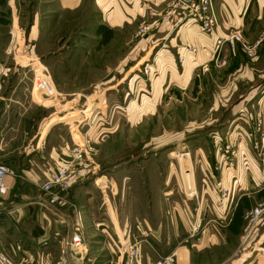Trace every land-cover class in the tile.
I'll use <instances>...</instances> for the list:
<instances>
[{
  "label": "rangeland",
  "instance_id": "374dc122",
  "mask_svg": "<svg viewBox=\"0 0 264 264\" xmlns=\"http://www.w3.org/2000/svg\"><path fill=\"white\" fill-rule=\"evenodd\" d=\"M39 1L0 0V74L9 81L21 74L20 85H28L29 95L44 106L46 121L56 116L54 123L66 133L65 154L54 171L65 162L70 164L72 187L66 194L77 182L89 183L97 198L106 194V203L115 213L110 217L124 221L131 219L132 212L164 205L169 162L171 170L185 175L182 188L175 177L168 180L175 190L188 188L191 179L199 181L198 188L203 189L201 174L207 160L220 158L223 164L238 169L240 157L245 155L238 132L249 126L242 116L250 103L245 102L246 96L264 87V71L231 75L229 61L216 67L209 60L202 72L182 84L179 72H171L156 55L162 43L148 41L160 24L156 17L163 19L172 9L170 3L158 10L149 6L145 21L112 28L99 23L92 0L59 11L43 9ZM260 34L244 38L246 44L257 42ZM263 45L264 41L258 54ZM237 51L243 53L238 61L244 64L257 56L248 57L242 47ZM37 79L43 88L33 94ZM87 107L89 112L84 113ZM72 111L78 118H58ZM250 119L254 130L247 137L259 142L256 156L264 166L263 118ZM72 123L78 132L72 130ZM74 147L80 152H73ZM98 180L101 182L96 183ZM259 204L264 200L247 213ZM34 206L28 215L0 212V253L9 256L10 264H37L39 247L27 242L30 231L38 226V207ZM261 222L251 225L247 217L237 256L250 248L247 241L255 238ZM256 235L258 238L259 232ZM64 237L52 247L47 264H57L59 255L68 251ZM254 247L252 258L257 259L263 251L259 243Z\"/></svg>",
  "mask_w": 264,
  "mask_h": 264
},
{
  "label": "crops",
  "instance_id": "0c3cea01",
  "mask_svg": "<svg viewBox=\"0 0 264 264\" xmlns=\"http://www.w3.org/2000/svg\"><path fill=\"white\" fill-rule=\"evenodd\" d=\"M80 1L39 2H43V9L55 7L59 11L73 9ZM168 3V0H92L93 7L99 12V23L112 28L145 21L149 18V6L159 9ZM214 5L218 25L213 33L201 31L196 19L183 18L172 9L163 19L156 17L160 24L153 28L149 44L162 43L161 51L156 55L171 72H179L182 84L187 85L191 77L202 72L209 60L212 64L218 36L239 30L245 39L256 38L261 33L260 38L264 41V0H214ZM36 31L39 33V28ZM187 45H193L197 50H189ZM241 57V51L230 52L231 75L250 70L264 71V45L254 62L241 63L238 61ZM2 70L0 66V72ZM18 77L14 81L0 78V163L8 168L7 188L0 194L3 209L0 212L18 211L28 215L31 206L37 205L34 207L40 212L36 218L38 226L30 231L27 242L39 247L38 256L42 253L48 261L52 247H57L60 242L58 239L65 236L63 240H67L80 232L89 246V264H125L121 247L135 239L140 241L141 264L168 254L175 256V264H264V217L255 228V238L247 241L250 248L240 251L241 256L236 254L237 248L243 245V236L241 241L240 236L246 228L247 210L264 200V166L256 156L258 147L255 146L259 142H251L247 137L249 130H254L250 118L258 115L263 118L261 129L264 133V87L246 96L245 102L250 103L242 116L249 126L238 132L242 136L241 147L245 155L240 157L237 170L223 164L220 158L207 160L201 174L203 189L198 188L199 181L191 179L188 188L175 190L168 180L175 177L182 188L185 175L182 171L171 170L173 164L169 162L164 175L165 187H169L163 191L164 205L132 212L130 220L121 221L110 217L115 213H111L106 203V194L97 198L94 186L89 183L81 185L77 182L70 193L63 194L62 205L50 202V193L43 190L42 185L61 164L67 135L54 123L56 116L46 121L44 106L29 95L28 85H20L22 75ZM42 83L37 79L33 94L43 88ZM86 111L89 112L88 107L83 112ZM76 114L72 111L58 118L71 116L76 119ZM71 127L78 132L74 123ZM218 165L220 168H216ZM223 190H227L226 195ZM258 243L263 254L254 259V244ZM65 260L74 261L69 250L59 255L57 264Z\"/></svg>",
  "mask_w": 264,
  "mask_h": 264
},
{
  "label": "built area",
  "instance_id": "2783aa9c",
  "mask_svg": "<svg viewBox=\"0 0 264 264\" xmlns=\"http://www.w3.org/2000/svg\"><path fill=\"white\" fill-rule=\"evenodd\" d=\"M170 7L177 11L183 18H194L198 21L201 31L213 33L218 25V17L214 0H170ZM263 38L259 39L252 45H247L241 31L234 30L226 35H220L216 38V51L213 55V63L216 67H222L228 64L230 52L236 51L242 47V50L248 57L253 58L257 54V49ZM187 48L196 51L193 45H187ZM183 59V57H180ZM73 152H80L78 147L72 149ZM70 164L65 162L56 172L52 173L46 180L42 188L50 193L51 203H62L65 200L63 194L72 187L70 179ZM8 174L7 166L0 163V194L7 188L6 176ZM264 215V204L253 207L247 213L250 224L254 225L261 221ZM140 241H128L121 247V254H124L125 264H141L140 261ZM70 257L73 262L68 260L59 264H89L87 262V253L89 246L82 233L77 232L66 240ZM0 264H10L9 256L0 253ZM37 264H46L45 256L41 253L38 256ZM148 264H175V256L168 254L159 256L157 260L150 261Z\"/></svg>",
  "mask_w": 264,
  "mask_h": 264
},
{
  "label": "water",
  "instance_id": "95a60500",
  "mask_svg": "<svg viewBox=\"0 0 264 264\" xmlns=\"http://www.w3.org/2000/svg\"><path fill=\"white\" fill-rule=\"evenodd\" d=\"M3 210L1 207H0V211Z\"/></svg>",
  "mask_w": 264,
  "mask_h": 264
}]
</instances>
